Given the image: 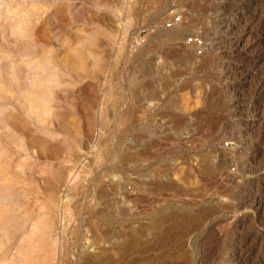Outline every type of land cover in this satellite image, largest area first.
Masks as SVG:
<instances>
[{"label":"rangeland","instance_id":"374dc122","mask_svg":"<svg viewBox=\"0 0 264 264\" xmlns=\"http://www.w3.org/2000/svg\"><path fill=\"white\" fill-rule=\"evenodd\" d=\"M263 19L264 0H0V264H264V199L238 207L264 190V122L242 139L219 80L244 59L257 106Z\"/></svg>","mask_w":264,"mask_h":264},{"label":"bare ground","instance_id":"6f19581e","mask_svg":"<svg viewBox=\"0 0 264 264\" xmlns=\"http://www.w3.org/2000/svg\"><path fill=\"white\" fill-rule=\"evenodd\" d=\"M227 6V5H226ZM219 8V7H218ZM233 8V7H232ZM230 7H228V9H226V7H222V11H224L223 13L225 14L224 15V18L222 19V21L219 23V26H223V27H226V35L224 36L225 39L220 42V44L222 43H226L228 42L229 40V36L231 35V27L233 26L232 22V18H231V9ZM220 9V10H221ZM219 12V11H218ZM234 12V11H233ZM222 13V14H223ZM220 14V13H219ZM221 16V15H219ZM216 20V19H215ZM264 20V19H263ZM218 29V28H217ZM223 29V28H222ZM221 30V29H220ZM219 31V30H218ZM223 35V34H222ZM216 36V35H215ZM218 36V35H217ZM219 39L221 40L222 37H219ZM239 44H240V41L235 40L234 38L233 39H230L228 44H226L227 48L229 49L228 51L231 52H236V50L238 49L239 47ZM246 65V62L244 59H240L238 61H236V64L235 66H233L232 68L230 66L226 67L225 69L227 71H223L219 77V80H222L223 82H225V85L227 83H230L229 85L226 86L225 88V92L229 95L232 96V108H233V111L238 114L237 116H239V118L236 120V125L239 126V127H243L242 129V132L239 133L238 135L242 138V139H245L247 138L248 140V136L249 134H251V124L249 125V122L253 123L254 121H257V122H264V75L262 76L261 80L258 82V84L256 85L255 87V90L257 92V96H258V100L256 102V107H254V109L250 108V105L248 103V101H246V96L244 97L241 93V89H243L242 85L244 84L245 81H247L248 79V75L247 74H244V73H240L242 72L243 68L245 67ZM225 74V75H224ZM262 74V73H261ZM224 75V76H223ZM223 78H225L223 80ZM225 94V93H224ZM254 94V93H253ZM249 97V96H248ZM251 97V96H250ZM251 101V100H250ZM230 104V103H229ZM231 108V109H232ZM234 119V118H233ZM238 127V128H239ZM241 130V129H239ZM238 136V137H239ZM250 138V137H249ZM247 150V149H245ZM243 151V150H241ZM249 151V150H248ZM240 155V154H239ZM246 155V154H244ZM250 155V154H249ZM241 156V155H240ZM245 157V156H244ZM241 158V157H240ZM242 159V158H241ZM245 160V159H244ZM251 160V159H250ZM232 164V163H231ZM234 166L236 167V164H234ZM254 167V166H253ZM250 169V163H248V160H246V162H243L241 163V167H240V171L245 173V174H248L247 172L251 171L249 170ZM255 169V167H254ZM259 169V168H258ZM261 169V167H260ZM259 169V170H260ZM264 170V169H263ZM238 171V170H237ZM255 171V170H254ZM262 171V170H260ZM252 172V171H251ZM229 176V175H228ZM243 176V175H242ZM247 176V175H246ZM257 176V174H256ZM249 176H247L248 178ZM232 178V177H231ZM252 179V178H251ZM264 180V179H263ZM258 181V180H257ZM256 182V181H255ZM260 182V181H259ZM261 183V182H260ZM259 183V184H260ZM246 184H248L246 182ZM264 184V183H263ZM252 185V184H251ZM257 186V185H256ZM261 186H258L256 192L257 194H255L254 196V199L252 200H249V199H244L243 197V200L241 198V201L237 202L238 204V207L239 208H242L245 210L247 209H251L252 207L253 208H258L259 205L262 203L263 199H264V190H261L260 188ZM253 190V189H252ZM247 192V191H246ZM245 192V193H246ZM248 193H251L248 191ZM247 193V194H248ZM240 194V193H239ZM254 194V193H253ZM252 194V195H253ZM242 195V194H241ZM249 195V194H248ZM247 195V196H248ZM251 195V196H252ZM237 196V195H236ZM250 196V197H251ZM240 198V197H239ZM247 208V209H246ZM254 210V209H253ZM250 211V210H249ZM244 212H247V211H244ZM243 241V240H242ZM239 242V241H238ZM241 242V241H240ZM238 244V243H237ZM241 244V243H240ZM243 244V243H242ZM233 246V245H232ZM235 246V245H234ZM241 246V245H240ZM261 247V246H260ZM234 248V247H233ZM239 249V247H238ZM238 252V251H237ZM246 255V254H245ZM251 255V254H250ZM236 257V256H234ZM246 258L245 257H238L236 259L237 263L238 264H247V260L244 259ZM233 259V258H231ZM235 262V261H234ZM235 263V264H237Z\"/></svg>","mask_w":264,"mask_h":264},{"label":"built area","instance_id":"2783aa9c","mask_svg":"<svg viewBox=\"0 0 264 264\" xmlns=\"http://www.w3.org/2000/svg\"><path fill=\"white\" fill-rule=\"evenodd\" d=\"M181 23V18L173 14L168 20L165 21L166 29H173Z\"/></svg>","mask_w":264,"mask_h":264}]
</instances>
